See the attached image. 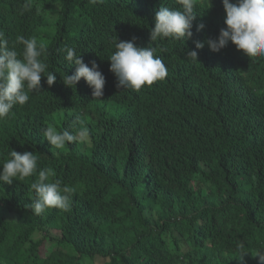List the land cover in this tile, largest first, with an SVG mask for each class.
<instances>
[{
    "label": "trees",
    "instance_id": "obj_1",
    "mask_svg": "<svg viewBox=\"0 0 264 264\" xmlns=\"http://www.w3.org/2000/svg\"><path fill=\"white\" fill-rule=\"evenodd\" d=\"M161 4L179 7L177 0H0L9 47L17 35L34 37L44 48V75L56 74L51 87L42 77L40 91L0 120V163L10 150L33 152L37 173L52 168V179L77 189L69 211L35 215L25 206L37 174L0 184V264H258L264 58L240 55L231 43L216 53L206 44L195 48L225 27L221 0H194L190 39L151 42ZM114 37L155 47L165 79L118 89L107 60ZM68 47L89 67L98 65L105 77L100 100L83 78L73 89L64 86V75L75 71L65 60ZM193 50L197 61L187 56ZM77 114L90 142L49 145L44 128L71 131ZM241 240L253 255L242 261Z\"/></svg>",
    "mask_w": 264,
    "mask_h": 264
},
{
    "label": "clouds",
    "instance_id": "obj_2",
    "mask_svg": "<svg viewBox=\"0 0 264 264\" xmlns=\"http://www.w3.org/2000/svg\"><path fill=\"white\" fill-rule=\"evenodd\" d=\"M93 5L103 0H89ZM179 7L170 8L162 5L156 10L154 27L150 30L151 42L158 40H187L192 37L193 21L196 19L194 0H177ZM209 4V0H207ZM225 13V27L219 31L215 39L196 42L197 50L205 44L210 51L216 53L231 43L235 49L248 58H264V0H221ZM210 5V4H209ZM25 8L28 5L24 6ZM205 27L197 25V31ZM19 46V50H18ZM114 51L108 56L109 71L115 76L117 88L123 90H140L143 86L152 85L165 79L168 68L161 56L156 55L155 47L140 48L135 45V37L128 41L117 42L113 39ZM65 60L75 66L72 75H64L62 82L67 88L75 85L83 78L91 89L92 98L100 100L103 97L105 77L99 71L95 62L91 67L83 62L81 53L75 47L65 49ZM43 45L38 46L37 40L17 35L15 45L10 48L9 41L3 31H0V120L7 118L16 106L25 105L30 99V92L40 91V81L46 78L51 87L56 74L47 72V63L41 57L44 55ZM187 56L197 61L198 52H187ZM72 130H58L53 124H48L43 131L44 139L56 149H63L74 143H89L90 131L84 126L81 116L77 114L72 121ZM37 156L33 152L18 153L10 150L9 158L0 163V184H12L13 181L31 177L37 174V179L31 183L33 191L31 203L25 207L31 213L40 215L48 209L69 211L76 192V187L63 184L56 177L52 168H44L37 173ZM257 250L253 256L248 251L243 240L236 244L237 258L241 261L247 255L258 258V264H264V252Z\"/></svg>",
    "mask_w": 264,
    "mask_h": 264
},
{
    "label": "rangeland",
    "instance_id": "obj_3",
    "mask_svg": "<svg viewBox=\"0 0 264 264\" xmlns=\"http://www.w3.org/2000/svg\"><path fill=\"white\" fill-rule=\"evenodd\" d=\"M46 246H47V243H45L41 246V255L42 256H46Z\"/></svg>",
    "mask_w": 264,
    "mask_h": 264
}]
</instances>
